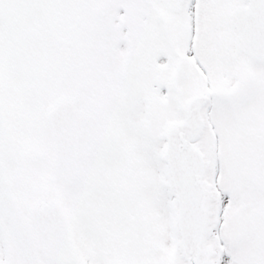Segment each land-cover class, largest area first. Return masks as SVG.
Instances as JSON below:
<instances>
[{
    "label": "snow or ice",
    "instance_id": "1",
    "mask_svg": "<svg viewBox=\"0 0 264 264\" xmlns=\"http://www.w3.org/2000/svg\"><path fill=\"white\" fill-rule=\"evenodd\" d=\"M0 264H264V0H0Z\"/></svg>",
    "mask_w": 264,
    "mask_h": 264
}]
</instances>
